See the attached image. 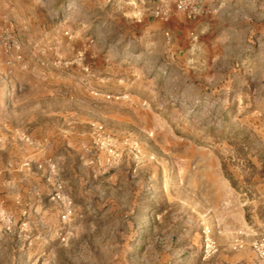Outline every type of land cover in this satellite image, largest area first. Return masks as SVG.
I'll return each instance as SVG.
<instances>
[{"label":"rangeland","instance_id":"374dc122","mask_svg":"<svg viewBox=\"0 0 264 264\" xmlns=\"http://www.w3.org/2000/svg\"><path fill=\"white\" fill-rule=\"evenodd\" d=\"M154 2L0 0V264H264V0Z\"/></svg>","mask_w":264,"mask_h":264},{"label":"crops","instance_id":"0c3cea01","mask_svg":"<svg viewBox=\"0 0 264 264\" xmlns=\"http://www.w3.org/2000/svg\"><path fill=\"white\" fill-rule=\"evenodd\" d=\"M155 2L157 4H160L158 0H155ZM198 7H199V11L195 15H189L186 13H182L180 11L175 10L172 7H169V8L167 7L166 9H157L154 12V20L152 24L149 26V28L152 31V33L157 36V38L167 41V44H168L170 43L172 39L170 37H169L170 39L169 38L164 39L163 37L164 34L166 35L169 33V35L173 37L175 36L180 37L183 34L184 29L189 27L191 23L199 22L203 18L205 19L209 18L214 23H217L218 26H216V29L220 31H224L226 24L232 23L234 20L233 9L232 7H230V4H228V6L223 9H216V8H213L214 6H212L211 8H209L208 11H206L203 14L201 13V6L198 5ZM165 10H166V15L163 16V14L165 13ZM165 17L166 19H163ZM213 27H214L213 23L210 25L206 24V30H210V29L212 30ZM177 29H181L180 34L175 33ZM190 32H192L195 35L199 33L198 29H194L193 31H190ZM190 32L187 33L185 36L187 37V35L190 34ZM230 42H235V41L233 40L227 41V37L225 36V34L217 38V42H216L218 46L217 61L221 63L222 70L225 69L226 62L231 59V55L236 50V47H234L233 49V45ZM235 45L236 44H234V46Z\"/></svg>","mask_w":264,"mask_h":264},{"label":"built area","instance_id":"2783aa9c","mask_svg":"<svg viewBox=\"0 0 264 264\" xmlns=\"http://www.w3.org/2000/svg\"><path fill=\"white\" fill-rule=\"evenodd\" d=\"M159 3L164 4L168 7H172L177 11L186 13L189 15H195L199 11L197 0H158ZM166 15V10L163 16ZM166 19V17H165ZM110 160L114 162L118 158V154L114 153L111 149L108 150ZM255 253L259 258L264 259V236L257 238L252 245ZM204 251L206 254L214 252L213 243L206 237L204 239Z\"/></svg>","mask_w":264,"mask_h":264}]
</instances>
